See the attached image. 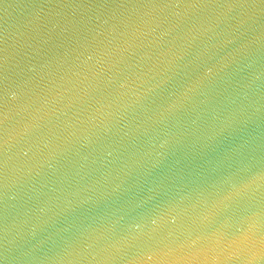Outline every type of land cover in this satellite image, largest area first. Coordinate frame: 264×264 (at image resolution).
Masks as SVG:
<instances>
[{"label": "water", "instance_id": "water-1", "mask_svg": "<svg viewBox=\"0 0 264 264\" xmlns=\"http://www.w3.org/2000/svg\"><path fill=\"white\" fill-rule=\"evenodd\" d=\"M0 264H264V0H0Z\"/></svg>", "mask_w": 264, "mask_h": 264}]
</instances>
